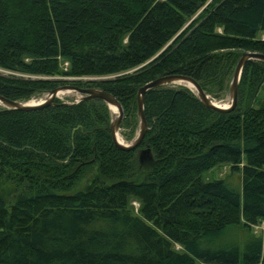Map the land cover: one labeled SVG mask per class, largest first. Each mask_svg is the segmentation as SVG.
<instances>
[{"label":"trees","instance_id":"16d2710c","mask_svg":"<svg viewBox=\"0 0 264 264\" xmlns=\"http://www.w3.org/2000/svg\"><path fill=\"white\" fill-rule=\"evenodd\" d=\"M260 33L264 0H0V97L69 78L111 95L133 125L137 89L159 77L218 98L241 52L264 54ZM262 86L264 63L249 61L227 113L183 87L147 91L141 171L112 145L99 100L0 109V264H264V103L251 105ZM221 165L239 191L204 179ZM90 167L100 182L72 192Z\"/></svg>","mask_w":264,"mask_h":264},{"label":"water","instance_id":"95a60500","mask_svg":"<svg viewBox=\"0 0 264 264\" xmlns=\"http://www.w3.org/2000/svg\"><path fill=\"white\" fill-rule=\"evenodd\" d=\"M249 61H260L264 63V54L257 53V52H241L235 66L233 68L230 82L228 85V101L226 106H220L215 103H213L209 97L202 91V89L199 87V85L193 81L192 79L180 76V75H167L163 77L156 78L141 87H139L136 91L135 95V113L136 118L138 122V130L136 132V135L134 139L129 144H122L117 138H116V131L118 129V125L120 123L121 117H122V111L120 108L119 103L108 93L95 89V88H80L77 86H74L69 83H61L60 85L56 86L55 88L48 90L44 92L45 96L42 101L34 104H27V103H21L17 101H11L8 99H4L0 97V106H2L6 110H12V111H22V112H30L42 109L46 106H49L51 102L56 98V96L62 92H74L80 97L76 100V102L86 101V100H92L96 99L104 104H106L108 107L112 106L115 108V114L113 116V119L111 123L106 126L109 132V136L112 142V145L115 149L119 151H132L136 149L141 141L144 138V135L146 133V122L144 119L143 114V96L144 94L152 89L165 87L167 85L171 86H181L183 88L188 89L187 87L179 84L181 83H188L192 86L194 89V92L189 91L196 97V99L207 109L216 112V113H227L230 112L236 103V92H237V85L238 81L241 75L242 68L246 62ZM69 81V80H66ZM72 81V80H71ZM70 81V82H71ZM148 150L144 151L143 153L148 154Z\"/></svg>","mask_w":264,"mask_h":264},{"label":"rangeland","instance_id":"374dc122","mask_svg":"<svg viewBox=\"0 0 264 264\" xmlns=\"http://www.w3.org/2000/svg\"><path fill=\"white\" fill-rule=\"evenodd\" d=\"M258 36L260 39L264 38V35L261 33ZM65 67H66L65 63L60 64L61 70L64 71ZM0 74L5 75L6 73L0 71ZM22 77L23 78H33V79L34 78L35 79H46L43 77H31V76H23V75H22ZM230 78H231V75L228 77V79L225 83L224 92L218 94V98H212L210 95L207 94V96L209 97V99L213 103H215L217 105H225L226 104L227 99H228L227 89H228V85L230 82ZM47 79L54 80V81H56V80L57 81L69 80V78H62V77H50ZM102 79L101 78H80V79H71V80H75V83L76 82L92 83V82L100 81ZM165 87H181V86L167 85ZM71 95H73V96H71ZM44 96H45L44 93H40V94H37V95L29 98L27 101H19V102H21V103H32V102H34L40 98H43ZM79 97H80V95H78L74 92H68L67 94L57 95L56 98L51 103H53L54 101H57V102L62 103V104H77L76 100ZM254 100L255 101L253 102V104H251L252 106H257L259 104L264 103V86H262V88L258 91ZM242 103H243V105L245 104L244 99H243ZM104 105H105L106 110H107V117H106L105 126H108L113 119V116L115 114V110L113 111L110 106L108 107L106 104H104ZM0 109H4V108L2 106H0ZM135 111H136V109H135ZM135 111H134L135 123L133 125L124 124L126 121L123 120V118H124L123 113H122L120 123L118 125L116 135H117L118 140L124 145L129 144L134 139L136 132L138 130V122H137ZM146 150L149 151V149L147 147H145L144 145L143 146L139 145L133 151V156H132L133 164L137 167L138 170L140 169V171L142 169H147L151 165V162H152L151 153L150 152H148V154L143 153ZM204 179L205 180H213V179L214 180H223L225 183H227L228 186H230L234 190H236V191L240 190V184H241L240 175L236 171H231L229 169V167L225 166V165H221V166L213 168L212 170H210L209 172L204 174ZM74 180H75L74 181L75 183H73L74 185H73L72 190H71L72 192L79 191V190H82V191L88 190L91 187H93L95 184L100 182L99 178L97 176L95 167H90V168L86 169V171L84 172L83 175H75ZM137 180H139L138 176L135 177L132 181H137ZM129 204L132 207V212L135 214L137 211V208H138V203L135 201H130ZM262 231H263V224L260 223L256 226L252 227L250 229L249 233L254 237L262 238ZM237 234L239 236H242L243 232H237ZM233 235H234V233L232 231H230L229 233H226L224 238H222V239L225 241H229L233 238ZM174 249L178 250L179 248H178V246H174Z\"/></svg>","mask_w":264,"mask_h":264},{"label":"bare ground","instance_id":"6f19581e","mask_svg":"<svg viewBox=\"0 0 264 264\" xmlns=\"http://www.w3.org/2000/svg\"><path fill=\"white\" fill-rule=\"evenodd\" d=\"M178 83L181 84V85H183V86H185V87H187L190 91L194 92V89L192 88V86H191L190 84H188V83H181V82H178ZM67 93H68V92H62V93H60V95L67 94ZM58 95H59V94H58ZM71 96H73V95H71ZM43 98H44V97H43ZM43 98H40V99H38V100H36V101H34V102H32V103H27V104L38 103V102L42 101ZM227 101H228V100H227ZM226 105H227V102H226L225 105H220V106H226ZM111 108H112L113 111L115 110L114 107L111 106ZM116 132H117V131H116ZM116 138H117V135H116ZM117 139H118V138H117Z\"/></svg>","mask_w":264,"mask_h":264}]
</instances>
